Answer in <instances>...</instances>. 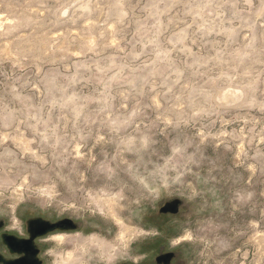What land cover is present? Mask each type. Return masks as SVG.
<instances>
[{
	"label": "rangeland",
	"instance_id": "374dc122",
	"mask_svg": "<svg viewBox=\"0 0 264 264\" xmlns=\"http://www.w3.org/2000/svg\"><path fill=\"white\" fill-rule=\"evenodd\" d=\"M0 264H264V0H0Z\"/></svg>",
	"mask_w": 264,
	"mask_h": 264
},
{
	"label": "flooded vegetation",
	"instance_id": "af4514ba",
	"mask_svg": "<svg viewBox=\"0 0 264 264\" xmlns=\"http://www.w3.org/2000/svg\"><path fill=\"white\" fill-rule=\"evenodd\" d=\"M42 228L38 229V230H41Z\"/></svg>",
	"mask_w": 264,
	"mask_h": 264
}]
</instances>
